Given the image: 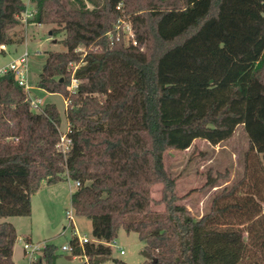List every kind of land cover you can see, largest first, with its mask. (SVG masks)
Returning a JSON list of instances; mask_svg holds the SVG:
<instances>
[{
  "label": "trees",
  "instance_id": "16d2710c",
  "mask_svg": "<svg viewBox=\"0 0 264 264\" xmlns=\"http://www.w3.org/2000/svg\"><path fill=\"white\" fill-rule=\"evenodd\" d=\"M32 3L30 23L53 24L55 36L64 34L65 51L46 52L37 87L70 100L72 145L66 154L57 148V104L33 110L14 73L0 75V264H15L18 238L15 225L2 219L30 216L44 183L69 179L79 183L74 211L91 220L98 241L84 245L91 264L112 256L105 243L121 229L144 243L142 264H264V0ZM27 6L0 0V44L23 42L11 30ZM124 16L137 45L118 33ZM73 74L76 93L69 90ZM239 125L249 139L244 176L196 218L179 203L165 153L199 138L219 145ZM70 242L81 254L77 237ZM57 250L47 244L33 264H56Z\"/></svg>",
  "mask_w": 264,
  "mask_h": 264
},
{
  "label": "rangeland",
  "instance_id": "374dc122",
  "mask_svg": "<svg viewBox=\"0 0 264 264\" xmlns=\"http://www.w3.org/2000/svg\"><path fill=\"white\" fill-rule=\"evenodd\" d=\"M26 3L28 0H25ZM29 3H27L28 5ZM33 5V3H30ZM53 24L31 22L22 23L11 30L12 34L23 37L20 44L7 45V51L0 52V69L8 66L23 53L29 52L28 76L33 97L42 100L37 108L39 112L46 104H57L62 117L60 131L65 133L68 126L66 110L68 99L59 93H49L37 87L39 76L46 62V52L50 50L65 51L61 43L63 33L54 35ZM126 42L130 43V36L134 35L131 21L126 19L117 26ZM52 31V34H50ZM135 38V36H134ZM56 40V41H55ZM85 51L86 48L82 47ZM249 148V139L243 125H239L229 139L219 145H212L205 139H196L191 148L186 150L169 149L164 156L166 169L176 179L177 194L181 197L179 203L188 207L196 218H200L211 208L214 197L225 187H231L240 180L245 173V154ZM215 180V184H207L208 180ZM76 184L69 179L57 186L42 185V193L33 199L32 214L30 216H11L4 218L16 225L18 238L14 247L16 264H29L25 256L24 242L31 241L34 245H55L58 254L56 264H80L82 260L69 255L62 250V246L71 241L72 229L66 216L67 210L73 211L78 234L92 237V223L87 217L78 216L71 202V190ZM163 184L152 187V195L156 200L162 197ZM155 210H163V204L154 205ZM66 228V229H65ZM63 231H65L63 233ZM31 237V238H30ZM144 243L137 232H127L121 229L112 248L113 254L106 257L99 264H115L118 258L129 264H142L146 257L142 253ZM120 250L125 253L121 254ZM40 259V258H39ZM42 264H47L42 261Z\"/></svg>",
  "mask_w": 264,
  "mask_h": 264
},
{
  "label": "built area",
  "instance_id": "2783aa9c",
  "mask_svg": "<svg viewBox=\"0 0 264 264\" xmlns=\"http://www.w3.org/2000/svg\"><path fill=\"white\" fill-rule=\"evenodd\" d=\"M27 3H29V4H28L26 10L20 16L21 21H23L24 23H28L29 20L32 17H34L36 12H37L36 9L33 7V5L30 4V3H32V0H28ZM118 9H121V6H118ZM38 24L42 25L40 23H38ZM130 43H133L134 45L138 44V42L134 38L133 34H132V37L130 36ZM5 51H7V45L6 44H0V52H5ZM76 51H84V50L82 47H79ZM28 58H29V52L23 53L18 59L11 62L8 66L1 68L0 69V75L6 73L7 71H12L14 73V76H15V79L17 80V82L21 86H23L25 88L26 92L28 93L32 107L37 108L38 105L42 102V100L37 98V97H33L31 94V89H33L34 87L31 86L29 83ZM72 66H74V72H75L77 66L74 63H72ZM78 87H79V79L76 76H74V74H73L72 81H71V84L69 87L70 93H76L78 90ZM68 102H70L69 99H68ZM69 133H70L69 124H68V128L65 131V133H62L60 131V140L57 144V148L61 152H63L64 154L69 152L71 145H72V138L69 136ZM76 185H79V183H76ZM66 216L70 221V226H71L72 234H73L72 237H77V246L81 247V249L83 251L81 254L76 253L75 252V246L71 242L64 244L62 246V250L66 253H69V255L72 257L81 259L82 263H84V264H91L89 261V257L84 253V245L86 243H89V242H98V241L96 239H94L93 237L90 238L87 235L81 236L78 234V232H76V230H75V217H74L73 211L67 210ZM64 232L65 231H63V233ZM114 242L115 241H113L111 243H105V244L113 246ZM46 245H43V246L39 245V244L34 245L31 241H25L24 242L23 246H24V251L26 254L25 256L31 262L29 264H33L39 260L40 254ZM120 252H121V254L125 253L124 250H120Z\"/></svg>",
  "mask_w": 264,
  "mask_h": 264
},
{
  "label": "crops",
  "instance_id": "0c3cea01",
  "mask_svg": "<svg viewBox=\"0 0 264 264\" xmlns=\"http://www.w3.org/2000/svg\"><path fill=\"white\" fill-rule=\"evenodd\" d=\"M69 124V123H68ZM67 128H68V126H67ZM54 186H57V184H55ZM41 190H42V188L40 189V191L36 194V195H34L33 197H32V208H33V199H34V197L35 196H37L39 193H42L41 192ZM74 192V190H71V196H72V193ZM5 221L6 219H2V221ZM7 221V220H6ZM10 222V221H9ZM14 224V223H13ZM15 225V224H14ZM15 227H16V225H15ZM17 229V228H16ZM75 230H76V232H78V228H77V226L75 225ZM17 233H18V231H17ZM31 238V237H30ZM15 254V253H14ZM14 257V256H13ZM15 261V260H14ZM16 264V263H15Z\"/></svg>",
  "mask_w": 264,
  "mask_h": 264
},
{
  "label": "water",
  "instance_id": "95a60500",
  "mask_svg": "<svg viewBox=\"0 0 264 264\" xmlns=\"http://www.w3.org/2000/svg\"><path fill=\"white\" fill-rule=\"evenodd\" d=\"M50 34H52V31H50ZM56 41V40H55Z\"/></svg>",
  "mask_w": 264,
  "mask_h": 264
}]
</instances>
